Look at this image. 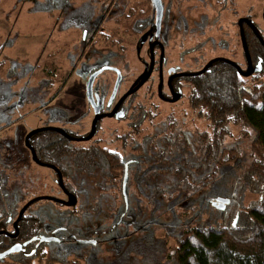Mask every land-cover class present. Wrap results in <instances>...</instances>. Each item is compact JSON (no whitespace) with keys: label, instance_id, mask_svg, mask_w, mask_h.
Masks as SVG:
<instances>
[{"label":"rangeland","instance_id":"1","mask_svg":"<svg viewBox=\"0 0 264 264\" xmlns=\"http://www.w3.org/2000/svg\"><path fill=\"white\" fill-rule=\"evenodd\" d=\"M51 1L55 3L48 4L46 1L42 4L39 0L37 4L34 1L33 6H36V9L13 12L19 14L17 17L27 19L18 21L19 25L22 22L19 28L21 27L24 32L22 36L24 41L17 42L20 46L18 55L21 57L7 59L5 66L0 68V150L7 152L4 159L7 168L3 175L7 179L4 189L10 208L15 204L19 207L40 196L56 199L64 197L52 170L33 162L24 143L27 133L50 125L76 135L83 134L89 127L91 106L87 87L91 77L90 71L99 65L103 66L102 70L118 69L120 76L123 77L120 88H123L133 85L142 74L144 66L150 63L148 31L143 33L147 43L141 48L136 43L144 39L140 40L137 37V40L127 37L129 42H123L115 48L103 45L101 36L94 43L80 41L83 30L96 25L102 27L108 22L109 18H105L103 12L99 13L97 10L106 0ZM243 1L244 11H247L252 0ZM124 2L125 0H116V4ZM262 7L261 3L256 4L253 14L258 15ZM188 11L183 20L180 18L181 13H177L176 10L171 22L163 24L167 29H162V34L164 33L162 39L168 42L165 68L172 66L184 71L196 70L197 64L207 58L209 52L210 56L217 54L216 52L229 56L227 48L217 44L219 37L217 26H223L225 35L230 33L232 28L224 26L221 18L218 22L215 21L213 26L211 22L200 25V15L191 16ZM20 12H28L30 17H24ZM228 12L230 13L229 10L224 11L223 14ZM207 13L213 21L219 16L211 9ZM6 14L8 16L12 11L8 10ZM182 14L184 16L183 12ZM47 16L51 20H46ZM231 16L234 15L231 13ZM180 19V28H175ZM44 34L49 36L46 40L42 38ZM209 34L216 41L211 40L204 44L192 57L180 59L184 50L194 44L204 43ZM262 35L264 38V30ZM51 38L54 39L53 42ZM7 40L5 38L4 42ZM10 40L16 43L14 39ZM13 42L5 43L8 50L15 46ZM25 47L29 49L26 50ZM237 55L241 58V53ZM22 57L31 60L25 62ZM240 60L243 61V58ZM52 73L56 74L54 90L47 86L45 77ZM163 75L166 76L165 73ZM113 77L114 72L102 71L95 84L107 82ZM156 82L157 71H154L146 86L133 96L134 103L146 99V87ZM56 89L60 91L59 95H56ZM186 92L187 90L184 91ZM151 105L152 103L147 101L144 109L149 111L153 118L149 116L152 120L147 117L141 120L145 122L140 123V132H131L129 122L132 118L127 123L103 120L99 131V138L112 149L121 150L127 158L135 156L139 161H143L138 170L132 169L139 175L145 173L146 178L139 181L138 185L132 182L130 176L128 184L125 183L121 190L119 179L112 182L109 178L97 175L92 179H85V184L74 183L82 195L81 200L84 201L82 207L79 200V207L75 212L48 199L34 203L31 210L41 215L47 230H51L50 226L54 225L50 220L51 214L59 216L62 213L67 217L73 211L72 218L64 221L67 226L69 224L76 228L78 230L76 233L80 236L89 231L94 232L87 234L90 239L85 240V244L70 241L50 242V249L58 254L65 252L68 257L75 259L77 264L82 262L80 257H83L86 264H164L168 248L174 245V239L169 235L178 234L183 227H218L227 223L226 215L205 203L207 196H210L209 192H200L185 200L188 192H183L178 176L179 172H183L181 168L186 162L185 170L189 169L190 163L199 162L197 139L200 133L206 131V121L195 117L188 106V96L175 104H161L155 101L154 106ZM133 119L138 121V115H134ZM13 122L16 123L12 125ZM166 133L171 138L169 144L167 138H163ZM172 133L181 141L176 146L171 145L174 138ZM235 133L232 139H227V143L242 149L241 160L246 163L245 145L249 141L247 143L238 139ZM128 134H131V139L133 136L135 141L127 143ZM145 137L150 138L151 144L154 145L162 142L161 146L164 149L158 153V150L143 148V153L137 155L134 145L136 147L138 142H143L142 139ZM181 158L183 160L179 162ZM242 167L236 168L235 173L241 174ZM258 196L249 189L242 188V192L240 190L236 195V206L230 205L227 210L232 212L238 206H247L257 201ZM54 220L55 225L59 224L56 219Z\"/></svg>","mask_w":264,"mask_h":264},{"label":"flooded vegetation","instance_id":"2","mask_svg":"<svg viewBox=\"0 0 264 264\" xmlns=\"http://www.w3.org/2000/svg\"><path fill=\"white\" fill-rule=\"evenodd\" d=\"M109 1L111 2L112 0H109ZM151 1H152V8H151V4L148 3V0L146 1V5L148 6L150 5L149 13L147 14L146 22L142 20L141 23H139V27H137L136 26L137 24L135 25V23L131 21V15L126 13L125 11L127 9H130L128 2L126 1L121 4H116V0H114V2H112L111 4V6L112 5L113 6L111 8L110 13L108 12L105 13L104 10H107V9L104 8L103 10L101 7L102 4L100 5V8L97 9L99 10L98 11L99 13H102L103 11L104 14L103 13L102 14L105 16V18H109L108 22L105 23L104 26L101 27V25H96L93 28L91 27L86 30H83V31H87V30L95 29L97 34L95 33L94 40L95 38H98L99 36H101L100 32L107 33L108 36L106 37L104 36V39L101 38V43L105 46H110L112 48H115L116 46L113 44V39L116 36L121 38L122 42L128 41L127 37H130V38L133 37L135 39L137 37V39H140V40L144 39L141 42L136 43V45H138L140 48L141 46L147 43L146 42L147 39L145 38L146 36L143 33L145 31H148V34L150 37V39L148 37L149 41L147 44L150 47L148 49V52L150 54V63L146 65V63L144 62V65L146 66H144L142 74L137 78L136 82L133 83V85L124 86L123 88H120V85L123 82V77L120 76L119 84L116 87L118 73L120 74V72L118 71V69H114V68H107L103 70V71L110 70L115 73V77H113L112 80L110 78L108 79L109 81L107 82L102 81L98 85H96L95 81L97 80L98 75H102V72H100L96 76L94 83H93L94 101H95V104L99 107L100 115H106V116L97 121L96 129H95V132L92 138L89 139L88 141L76 140V139H83V138L88 137L91 132L92 121L95 117V109L89 102L91 106V109L89 111V116H90L89 122H88L89 127L86 128L83 134L76 135L62 128L61 130L64 132V134H60L56 131H45V132L56 133L61 138H65L68 142H70V145H71L70 149L68 146V150H64L62 154L52 153L53 156L55 154L57 155L56 160L50 157L49 155H47L48 162L42 161L39 159L38 151L41 148H43L44 146H48L47 150L53 149V148H50V145L54 143L52 138L49 137L48 139H43L42 137V134L45 132L34 134L28 140L29 145L35 151L38 161L43 165L34 161L31 149L27 147L25 140H24L25 147L30 151V155H31L33 162L39 166L48 167V169L52 170V172L55 174L56 181L59 186L60 184H59V176H58L57 170L61 173L62 179H63V185L65 189L76 197L77 202L73 206H66L65 203L69 202V197L67 194L64 193V191L60 187L64 197L58 199L60 200V202H56V203L60 206H64L69 209H72L74 210V212H75V209L79 207V200L81 203L80 206L84 207V201L81 200L82 195L79 194V191H77V189L75 188L74 183H78L80 185L85 184L86 183L85 179H87V177L92 179L93 177H96L97 175H102L106 179L109 178L112 182H116L115 180L119 179L121 183V190H122L124 184L125 183L128 184L130 176H132V182L136 185H138L139 181L146 178L144 176L145 173L143 175H139L136 171H134L135 169L137 170L139 169V165H141L143 161H139L138 157H135V156H130L127 158L125 155L122 154L121 150L117 148L112 149V147H110L109 144L105 143L103 139L99 138V133H100L99 131L101 130V122L103 120L110 119L111 121H116V123H120V122L127 123L129 122V119L132 118V121L129 122L130 127H131L130 128L131 132H140L141 131L140 123L143 124L145 122V120L144 122L141 120L146 119L145 117H147V119L149 120H152L153 118V115L149 111L147 112L144 109L146 102L148 101L149 103H152L151 106H154L153 104H155V101H159L161 104H164V103L175 104L183 100V98L187 96L189 89H190L189 83L182 81L183 79L191 78V77L207 72L216 62L227 63L231 65L233 68H235L237 71H238L237 69L238 67L239 69H241L243 73H246L249 69L251 71V74L249 76L258 72L261 68L259 64L257 65L253 61L254 59H256L255 56L259 55L260 51L249 49L247 45V36L248 35L250 36V34H252L254 37V40L257 41L264 48V38L262 35V30H264V0L250 1V7H248L247 11H244L245 2L243 0L242 1L241 0H184V1L183 0H160L161 6H162V14H161V19L159 21L158 27H157L158 9H157V6L154 0H151ZM47 3L53 4L55 2L51 0H47ZM260 3L263 5L262 9L258 13V15L253 14L255 5L256 4L260 5ZM141 7L142 6H140V8ZM210 9L215 10L219 15L218 18H216V20L214 19V21L212 20L213 18L212 19L209 18L211 16H209V14L207 13L208 11L210 12ZM176 10H177V13H181L180 18L183 20L186 18V11H188V14H190L191 16L199 14L200 15V19H199L200 25L211 22L212 23L211 25L213 26L215 21L218 22V19L221 18V22H223V25L224 26L228 25L232 29H230V33L225 35L223 33V26H217V32L219 33L217 44L227 48V50L229 51V56L219 54L218 52H216L217 54L210 56L211 52H209L208 57L204 58L203 61L199 63V65L197 64L196 70L184 71L180 69L179 67H172V66L171 67L166 66L165 68L166 55H167L166 48H168L167 47L168 42L167 40L162 39V36L164 35V33L162 34V29L164 28L163 24H169L171 22V19L174 16V13L176 14ZM227 10H229L230 13L228 12L226 14H223V12ZM182 12L184 13V16ZM123 13H126V15L129 16L130 20L128 22H132L130 28H124V26L121 23L117 22L119 20L118 17H120ZM231 13L234 16H231ZM181 19L179 22H177L178 25L175 28L177 27L180 28ZM124 20L127 22V18H124ZM247 20L251 22V25L248 23ZM164 29H167V26ZM114 33H116V35ZM243 38H244L245 44L243 43ZM108 39L109 41H107ZM81 40L82 38L80 39V41ZM94 40L90 41L89 43H93ZM205 40L207 41H205L204 43L194 44L189 49L184 50L183 54L181 55L182 57H180V59H183L186 56L192 57L193 54H195L197 50H200L204 46V44H207L211 40L212 42L216 41L215 38L212 37L211 34H209ZM120 45H122V43ZM253 47L254 48L256 47V43L253 44ZM237 53H241V58H243V61L240 60L241 58L237 55ZM211 61L213 62L209 64ZM231 63H234L237 67ZM208 64L209 66L207 67V69L203 71V69ZM1 65L2 64H0V68L4 67ZM151 66H152L151 75L147 79V81L134 93L125 97V95L129 91L133 90L147 76L148 72L151 69ZM102 67L103 66L101 65L94 67L90 71V75H92L96 71L101 70ZM256 68H259V70H256ZM154 71H157V82L154 84L151 83L150 85H148V87H146L147 88L146 99L135 104L133 100V96L137 95V93L140 90H142L144 86H146V83L151 79V76ZM164 73L166 74V76L163 75ZM249 76H243V77H249ZM186 90L187 92L184 93V91ZM59 92L60 91L58 90L56 95H59L60 94ZM178 95H180V98L176 102H171ZM134 115H138V118H139L138 121L136 119H133ZM149 116H151L152 118ZM170 119L172 120L171 117ZM15 123L16 122H13L12 125H14ZM45 127H54V126L48 125ZM30 132L31 131H29L28 133ZM159 133L160 131L158 132V134ZM163 138H167V135L164 134ZM129 141H135V138H133V136L131 139V134H128V138L126 142L128 143ZM142 141L143 142H138L136 144V147L134 145V149H136L135 152H137L136 153L137 155H141L145 148H148V149L150 148L152 149V151L158 150V153H160L164 149V147L161 146L162 142H160V144H158L157 142L154 145V144H151L152 142L151 139L146 138V137L142 139ZM86 143L96 144L97 146L95 147V149L106 148L108 150L115 151L121 154L123 160L125 161V168H124L123 173L117 175V174H114L112 170L111 172L113 175L109 177L108 176L109 172L108 173L102 172L101 168H98L96 166L94 171H92L89 176L85 174L82 175L81 173L80 174L76 173V175H73V176L71 175L64 176L62 169H64L65 167L74 168L73 167L74 164L78 163L77 162L78 159L75 157V152L79 148H85L86 146L84 144ZM191 149L195 151L193 148ZM6 155H7L6 150H4L3 152L2 150H0V186H2L0 189V254L5 253L6 251L12 248H16L18 250L8 254L7 256L0 258V264L8 263L9 258H10L9 256L11 255L16 256L17 258L23 257V259L30 258L32 259L33 264H37L38 251H44L47 253V255L53 251L52 249L49 248L50 242H57V243H67L68 242L69 243L70 241V242L85 244L84 243L85 240L90 239L87 234H91L94 232L89 231L87 232V234L85 233V235L80 236L76 233L78 231L76 228L70 226L69 224L67 226V223H65L64 221L70 220L72 218L71 213H74L73 211L69 215H67V217L62 215V213H60L59 216L58 214H51L52 217H50V220H52V223L54 225L50 226L52 227L51 230L49 229L47 230L46 223L43 222L41 215L31 210L34 203L42 199H39L31 203L30 205H28L34 199L43 198V197L41 196L36 197L22 204L19 207L17 206V204H15L14 206L12 205L11 208L9 207L10 204L7 202V197H6V193L4 189L7 184V179L3 175L4 170L7 168V165L5 164V161H4ZM182 160L183 158H181L180 161L179 160L178 161L181 162ZM44 164L47 166H45ZM95 164L97 165V162ZM48 165L54 168L49 167ZM231 180L232 181L234 180V182L231 183L230 182ZM241 185H242V182L240 181V179L239 181L236 180V177L232 179H227V180L223 179L220 182V186L223 187L222 188L223 193H225L226 195L225 196L220 195L216 197L215 195L216 193L215 191H213L214 188L212 189L210 188L211 190L209 189L207 191L209 192L210 196H207L205 203L212 206L215 211L220 212L223 215H226V217L230 219L236 214L237 207L232 212L230 211L228 212L227 207L230 205L236 206V202H237L236 195H238L240 190L242 192V188H243V187L241 188ZM189 198H192V197H189ZM25 207L26 209L21 215L20 213ZM214 207H216V209ZM54 219H56V221L59 224L55 225ZM233 224H236V220L233 221ZM48 239H51V240L48 241ZM59 255H62L63 257H66L67 259H71V257H68V255L65 254V252L59 253ZM79 257L80 256H78V258ZM79 259H81L82 261L81 264H86V262H84L83 260V257H80Z\"/></svg>","mask_w":264,"mask_h":264},{"label":"trees","instance_id":"3","mask_svg":"<svg viewBox=\"0 0 264 264\" xmlns=\"http://www.w3.org/2000/svg\"><path fill=\"white\" fill-rule=\"evenodd\" d=\"M106 1L101 7L103 10L107 9L104 10L105 13H110L114 0ZM126 1L130 9L125 11L139 27L142 20L146 22L150 5H146L147 0ZM148 3L152 8V1L148 0ZM126 13L118 17L117 22L124 28H130L132 22H128L130 19ZM124 18H127V22ZM95 33V29L83 31L82 40L88 44L94 40ZM100 34L103 39L108 36L107 33ZM121 43V38L114 37V45L120 46ZM247 45L250 50L260 51L253 61L261 68L251 76L243 77L231 65L216 62L207 72L182 80L190 85L187 94L190 110L198 120L206 121L207 124L206 131L200 133L197 139L199 162L190 163L189 169L185 170L186 162L181 168L183 172H179L178 176L183 192H188L184 199L210 188H214L216 197L225 196L220 182L234 177L242 182L241 188L258 194V199L247 206H238L236 214L227 219L226 224L218 227L189 226L178 234L169 235L174 239V245L168 248L164 264H264V48L254 40L252 34L247 36ZM4 65L3 62L1 66ZM46 78L47 86L55 89L56 74H48ZM233 133L238 139L247 143L249 141L245 145L246 163L241 160L242 149L227 143V139H232ZM173 134L171 135L174 136ZM166 135L169 144L171 138L167 133ZM42 137H51L54 141L50 145L53 149L47 150L48 146H44L38 151L42 161L48 162L47 155L56 160L57 155L53 156L52 153L62 154L64 150H68V146L70 149V142L56 133L45 132ZM180 142L175 135L171 145L176 146ZM84 145L85 148H79L75 152L78 163L74 164V168L62 169L64 176L76 173L89 176L96 166L102 172H109V177L113 175L112 170L117 175L123 173L125 161L118 152L106 148L95 149L97 145L92 143ZM240 167L241 174L235 173L236 168ZM234 220L236 224H233ZM9 257L6 264H33L30 258H17L14 255ZM37 258V264H77L75 259H67L54 251L48 255L44 251H38Z\"/></svg>","mask_w":264,"mask_h":264},{"label":"water","instance_id":"4","mask_svg":"<svg viewBox=\"0 0 264 264\" xmlns=\"http://www.w3.org/2000/svg\"><path fill=\"white\" fill-rule=\"evenodd\" d=\"M154 2H155V4H156V6H157V9H158V22H157V27H158V25H159V21H160V19H161V14H162V6H161V2H160V0H154ZM248 21V23L251 25V22L249 21V20H247ZM243 43L245 44V42H244V38H243ZM244 48H245V46H244ZM213 61H211L209 64H211ZM209 64L203 69V71H205L206 69H207V67L209 66ZM231 64H233L234 66H236L234 63H231ZM237 67V66H236ZM250 68V67H249ZM237 69H238V71H239V73L241 74V75H243V76H249L250 74H251V71L248 69V71L246 72V73H243L242 71H241V69H239L238 67H237ZM256 70H259V68H256ZM103 70L101 69V70H99V71H96V72H94L92 75H91V77H90V79H89V81H88V87H87V90H88V100H89V102L91 103V105L93 106V108L95 109V117H94V119H93V121H92V126H91V132H90V134H89V136L88 137H86V138H83V139H76V140H78V141H88L89 139H91L92 138V136L94 135V132H95V129H96V123H97V121L98 120H100V119H102V118H104L106 115H100V110H99V107L95 104V101H94V95H93V83H94V80H95V78H96V76L100 73V72H102ZM151 71H152V66H151V69H150V71L148 72V74H147V76L133 89V90H131V91H129L126 95H125V97L126 96H128V95H130V94H132V93H134L136 90H138L146 81H147V79L150 77V75H151ZM202 71V72H203ZM119 81H120V74L118 73V79H117V81H116V87L118 86V84H119ZM169 84H170V82H169ZM116 87H115V89H116ZM159 87H160V85H159ZM124 97V98H125ZM123 98V99H124ZM180 98V95H178L177 97H175V99H173L171 102H176L178 99ZM111 116V115H110ZM45 131H56V132H58V133H60V134H64V132L61 130V129H59V128H55V127H41V128H38V129H34L33 131H31L30 133H28V135L26 136V138H25V143H26V145H27V147H29V149H31V152H32V155H33V159H34V161L35 162H37V163H39V164H41L39 161H38V159H37V157H36V154H35V151L33 150V148L29 145V143H28V140H29V138L32 136V135H34V134H37V133H40V132H45ZM69 137V136H68ZM41 165H43V164H41ZM45 165V164H44ZM45 166H47V165H45ZM49 166V165H48ZM49 167H52V166H49ZM52 168H54V167H52ZM57 173H58V176H59V184H60V187H61V189L64 191V193L65 194H67L68 195V197H69V202L68 203H65V205L66 206H73V205H75L76 204V202H77V200H76V197L74 196V195H72L70 192H68L66 189H65V187H64V185H63V179H62V175H61V173L57 170ZM39 199H48V200H51V201H54V202H60V200H58V199H56V198H52V197H43V198H38V199H34L33 201H31L28 205H30L31 203H33V202H35V201H37V200H39ZM223 202V201H222ZM27 205V206H28ZM26 206V207H27ZM26 207L21 211V215L23 214V212H24V210L26 209ZM49 240H51V239H48V241ZM16 250H18V249H16V248H12V249H10V250H8V251H6L5 253H3V254H0V258H2V257H4V256H7L8 254H10V253H12V252H15Z\"/></svg>","mask_w":264,"mask_h":264},{"label":"crops","instance_id":"5","mask_svg":"<svg viewBox=\"0 0 264 264\" xmlns=\"http://www.w3.org/2000/svg\"><path fill=\"white\" fill-rule=\"evenodd\" d=\"M34 1L38 4L39 0H0V57H2V54H4V57L1 58L2 62H0V64H2L3 62L6 64V62H8L7 59H10V58L19 59V57H21L18 55L20 53V46L18 45V43H20L21 41H24V39H22V36H24V32L20 29L21 27L19 28V26L22 24V22L19 25L18 21L19 20L23 21L24 18H20V16L17 17L19 14H13V12L16 10L30 11V10L36 9V6H33ZM46 1L47 0H41L42 4H45ZM8 10H11L12 14H9L7 16L6 11H8ZM21 13L23 14L24 17H28V18L30 17L28 12H25V13L20 12V15H21ZM13 16L15 18H13ZM24 20H27V19H24ZM46 20H51V19L47 16ZM43 22L45 23V20H43ZM29 26L30 25H28V27ZM2 35H4V38H2ZM17 36H19L20 38L15 39V37H17ZM31 37L33 38L34 35ZM47 37H49V36H46V34H44L42 38L44 40H46ZM5 38H7L8 40L4 42ZM10 39H14V41H16V43L11 41ZM8 41L13 42L15 44L14 47H12L13 45L10 46L12 48L9 50L5 46V43ZM51 41L53 42L54 39L51 38ZM25 48H26V50L29 49L28 47H25ZM22 60L25 62H29L31 59L30 58H23Z\"/></svg>","mask_w":264,"mask_h":264}]
</instances>
